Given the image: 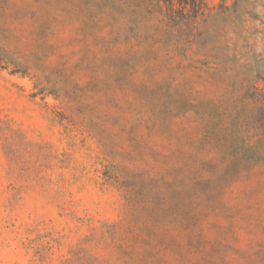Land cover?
<instances>
[{
	"label": "rangeland",
	"instance_id": "obj_1",
	"mask_svg": "<svg viewBox=\"0 0 264 264\" xmlns=\"http://www.w3.org/2000/svg\"><path fill=\"white\" fill-rule=\"evenodd\" d=\"M0 264H264V0H0Z\"/></svg>",
	"mask_w": 264,
	"mask_h": 264
}]
</instances>
